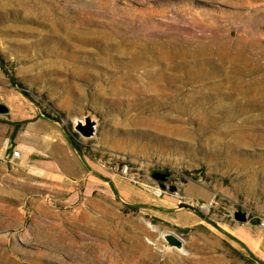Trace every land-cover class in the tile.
Masks as SVG:
<instances>
[{"label":"rangeland","instance_id":"374dc122","mask_svg":"<svg viewBox=\"0 0 264 264\" xmlns=\"http://www.w3.org/2000/svg\"><path fill=\"white\" fill-rule=\"evenodd\" d=\"M12 77L111 173L199 178L216 221L264 219V0H0V85ZM163 229L109 183L71 190L0 158V264H232L179 231L188 252L162 259Z\"/></svg>","mask_w":264,"mask_h":264},{"label":"crops","instance_id":"0c3cea01","mask_svg":"<svg viewBox=\"0 0 264 264\" xmlns=\"http://www.w3.org/2000/svg\"><path fill=\"white\" fill-rule=\"evenodd\" d=\"M0 98L9 107L0 113L1 159L10 160L14 149L21 148V162L65 181L71 190L84 181L86 188L109 183L125 199L148 208L155 219L174 227L192 243L204 238L230 263L264 264V225L220 222L208 215L204 208L213 204L216 193L211 185L192 178L181 184L183 198L170 193L155 195L120 173H111L80 151L71 133L13 82L0 85ZM190 180L194 185L187 194Z\"/></svg>","mask_w":264,"mask_h":264},{"label":"water","instance_id":"95a60500","mask_svg":"<svg viewBox=\"0 0 264 264\" xmlns=\"http://www.w3.org/2000/svg\"><path fill=\"white\" fill-rule=\"evenodd\" d=\"M9 110V107L0 98V113H5ZM99 124L98 117L89 111L83 116H76L74 119V128L81 135L85 137L95 136L97 133ZM170 171L156 170L152 173V176L157 179L160 185L164 188L167 187V182L171 177ZM175 184H170L169 189L174 190ZM234 217L239 221L248 220V211L246 209H237L233 212ZM160 240L156 244V248L160 253V257L165 259L166 257H175L179 253H187L188 248L186 241L177 231L172 229H163L159 235Z\"/></svg>","mask_w":264,"mask_h":264},{"label":"built area","instance_id":"2783aa9c","mask_svg":"<svg viewBox=\"0 0 264 264\" xmlns=\"http://www.w3.org/2000/svg\"><path fill=\"white\" fill-rule=\"evenodd\" d=\"M22 156L21 148H16L13 151L11 161H19ZM118 171L121 175L130 179L134 183L140 184L146 189L153 192L155 195L162 196L166 193L173 194L180 198H183L182 189L180 184H175L176 188L174 190L169 189V185L171 183L167 182V187L164 188L160 185L159 182H155L153 180H149L145 178V175L140 171L139 167H135L131 165L127 161H121L118 165ZM261 224L264 225V220L261 221Z\"/></svg>","mask_w":264,"mask_h":264},{"label":"trees","instance_id":"16d2710c","mask_svg":"<svg viewBox=\"0 0 264 264\" xmlns=\"http://www.w3.org/2000/svg\"><path fill=\"white\" fill-rule=\"evenodd\" d=\"M12 82H13V84H18V82L16 81V79H15V77H12ZM23 92L25 93V94H27V95H29V93L27 92V91H25L24 89H23ZM55 119H57L56 117H54ZM78 135V133H74V136H72L71 138H72V140H73V143H74V145L78 148V145L74 142V140H76V136Z\"/></svg>","mask_w":264,"mask_h":264},{"label":"bare ground","instance_id":"6f19581e","mask_svg":"<svg viewBox=\"0 0 264 264\" xmlns=\"http://www.w3.org/2000/svg\"><path fill=\"white\" fill-rule=\"evenodd\" d=\"M160 47V46H159ZM154 102L155 101H158L159 102V100H153ZM160 103H163V104H167V105H169L168 103H170V101H167V100H160ZM176 105V104H175Z\"/></svg>","mask_w":264,"mask_h":264}]
</instances>
